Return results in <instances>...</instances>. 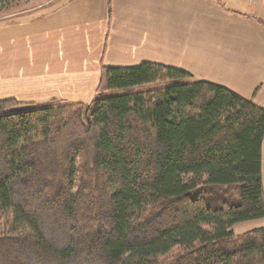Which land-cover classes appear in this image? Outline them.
<instances>
[{
	"label": "trees",
	"instance_id": "1",
	"mask_svg": "<svg viewBox=\"0 0 264 264\" xmlns=\"http://www.w3.org/2000/svg\"><path fill=\"white\" fill-rule=\"evenodd\" d=\"M263 138L252 98L155 63L0 101V264H264V227L232 229L264 217Z\"/></svg>",
	"mask_w": 264,
	"mask_h": 264
},
{
	"label": "crops",
	"instance_id": "2",
	"mask_svg": "<svg viewBox=\"0 0 264 264\" xmlns=\"http://www.w3.org/2000/svg\"><path fill=\"white\" fill-rule=\"evenodd\" d=\"M141 63L177 68L264 109V0H58L0 22V101L87 104L102 66ZM263 227L264 217L232 229Z\"/></svg>",
	"mask_w": 264,
	"mask_h": 264
},
{
	"label": "rangeland",
	"instance_id": "3",
	"mask_svg": "<svg viewBox=\"0 0 264 264\" xmlns=\"http://www.w3.org/2000/svg\"><path fill=\"white\" fill-rule=\"evenodd\" d=\"M56 1L58 0H11L5 4L6 6L0 5V22L12 20L14 17L26 14L27 12L33 10V8H38V6L39 7L48 6L54 4ZM121 92L122 91L115 93H121ZM68 128H70V126ZM53 205L57 206V203H53ZM80 214L81 212L79 213V216ZM156 224L158 223L155 221L152 222L153 226H155ZM47 233L49 234V237H51L52 239L54 240L57 239L58 236L57 233H53L49 231H47Z\"/></svg>",
	"mask_w": 264,
	"mask_h": 264
}]
</instances>
